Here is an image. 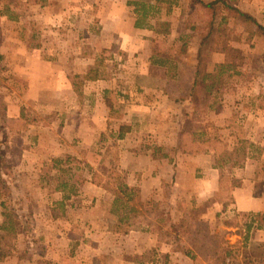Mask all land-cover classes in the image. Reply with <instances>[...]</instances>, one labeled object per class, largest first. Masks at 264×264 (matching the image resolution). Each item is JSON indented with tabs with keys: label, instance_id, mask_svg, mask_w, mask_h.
<instances>
[{
	"label": "rangeland",
	"instance_id": "obj_1",
	"mask_svg": "<svg viewBox=\"0 0 264 264\" xmlns=\"http://www.w3.org/2000/svg\"><path fill=\"white\" fill-rule=\"evenodd\" d=\"M136 1H150L153 7L150 11L151 17L148 18L152 28L143 29V34H145L143 38L148 42H152L146 52L154 54L153 59L155 62L153 61L152 64L156 68H153V71L150 72L154 77H157L154 80L161 79L166 70L160 67V64L157 65V61L168 59L179 65L182 62L193 65L196 62V51L204 41L202 49L207 50L215 45L218 50H229L228 56L237 63L240 70L243 71L245 66H250L252 70H255V74L257 73L256 80L258 84L263 85L264 79L261 75L264 72V42L261 43L262 45L256 42V38H262L263 36L257 35L260 32L258 24L245 19L238 13H251L257 21L262 23L264 19V0H219L221 2L212 8H208L206 5L216 0H201L204 1V4L193 0ZM223 1L232 5L233 9L235 8L238 12L232 11L222 3ZM127 2L128 0H0V107L6 106L5 103L7 102L9 104L15 103L22 107L24 113V96L27 97L28 94L29 101H33L34 97L41 96L36 92L37 95L27 93L29 86L24 85V64H26L24 63V52H41L43 57L49 61L56 59L55 57H58V55L68 57L71 54L72 57L76 58L77 62L75 64L72 61L61 62L69 72L71 71L69 80L75 93L71 95L60 94L61 99L54 98V102L49 98L50 95L46 94V96L44 95L45 101L42 102L46 103L47 108L60 107L63 121L67 118L69 112L79 116L83 115L85 112L84 106L88 104L95 105L98 99L96 96L97 89L95 90L93 87L86 88L84 75L78 76L80 72L89 67L88 63L78 60L79 58L83 59L84 55L92 60V66L89 67V72L87 71L88 73L91 72L92 76L97 74L103 78L113 79L114 87L117 89L127 86L128 83L131 85L135 75L134 71L136 68L138 69L141 62L139 54L131 51L130 40L134 39L135 30H142V28H136L129 23L131 19V22L135 21L136 15L134 14V7L129 6ZM100 4H106L108 13H112V16L124 17L126 25L124 26L121 20L120 32L116 34L117 38L112 30L102 33L98 21ZM213 12L215 13V22L213 29L210 30L211 13ZM128 24L130 25L128 26ZM127 39H129L128 43L125 41ZM70 40L71 42L76 41L78 44H68ZM114 40H122V42L111 46ZM102 41L104 45H108V48L102 46ZM234 43L237 47L234 46ZM122 44L124 47L121 46ZM73 69L77 71V77L74 76ZM176 73H179V71L176 70ZM31 75L36 76L34 72ZM246 82H248V79L243 80L242 77H236L228 84L227 79L224 78V85L221 86L223 93L214 96L215 100L218 102H220V98H222L221 101L228 100L230 97L228 95L224 97L226 93L224 89L244 88ZM158 83L160 84V82ZM112 93H115V91ZM239 95L242 96V94ZM176 97L181 98V95L176 94ZM214 97L209 95L207 99H203L212 103ZM40 101L41 99L37 106H39ZM190 103L188 107L191 110L184 126V134L188 133L190 139L193 138V141H196L197 134L206 132L209 134L210 139L221 142L218 144L219 147L222 146L220 152L228 153V148L233 143L229 137L230 132L227 130L221 131L223 127L212 124V116L207 111V114L206 112L205 114L202 113L204 107L197 101V97L191 99ZM71 107L75 108L71 109ZM90 112L88 110V113ZM200 113L203 114L202 117L210 125L199 123ZM43 114V111L35 109L34 114L29 113V119L42 117L45 120ZM131 116L132 113H130ZM46 120L49 119L46 118ZM81 121L78 118L74 122L80 130V138H74L70 143V147L76 152V156L45 159L41 165L34 166V169H27L31 161L26 159L24 164V158L17 157L19 153L13 155L9 153V150H11L10 152L13 149L20 150V144L17 141H14V148H11L12 145L9 144L6 145V148L0 143V153L5 155L0 157V200L4 199L6 202V205L0 206V215L3 214L4 217L3 231L9 233L20 232L24 237L21 242L24 243L26 249H29L26 252L31 253V257L34 255L35 261L40 260L41 257L43 258L46 253L45 239L41 235L49 228L54 227L55 230H58V233L59 230H63L68 234L72 233L75 237L68 247V254L71 257L74 255L83 256L82 252H85L88 253L87 258H91L96 253L94 251L102 249L110 253L112 262H116L115 257L120 256L122 249L130 250V245L125 244L124 242L127 241H122L120 238L117 240L114 238L110 241V238L108 239L105 234L107 227V231L115 234H129L131 231L128 233L113 232L110 227L119 225L125 228V224L131 222L142 228L145 225L144 221L132 222L130 220V217L134 214L133 210L137 209L141 213L149 214L146 210L150 206H145L142 203L135 206L138 198L136 192L129 196L123 192L120 195L119 188L124 183L125 178L128 177L123 169H118L117 161L113 156L114 152H106L108 147L116 149L108 143L110 136L117 135V132L126 134L127 130L131 128V120H129L128 115L124 122L122 121V124L111 120L108 122L105 132L101 133V130H98L95 135L97 138L88 150L83 148L85 145L83 144L84 139L89 137L88 127L85 130V126ZM170 128L166 127L167 131ZM141 130L146 131L144 126L141 127ZM170 131H172V128ZM2 132L3 128L0 126V136H8L5 132ZM204 136L199 137L198 140L203 146L206 145L203 140L207 139ZM220 137H222L223 142L219 141ZM15 140H18V138H15ZM190 145H192L191 142ZM68 159L69 161H66ZM90 179L95 184H98L96 181H100L101 184L98 185L101 188L92 187L90 190L82 191L86 183L90 182ZM64 182L68 183L69 190L74 187L77 194L80 190L81 196L85 197L87 195V197L91 196L93 199L88 198L87 202L83 199L76 207L67 208L58 201L54 190ZM225 188L227 189L226 186ZM76 195H72L70 198L76 197ZM158 204L156 208H150L151 216H153V219H157L156 222L153 221L154 229L158 231L160 236L169 234L164 239L170 240L173 249L179 252L186 248L196 249L191 241H196L193 238H197V236L202 238L206 231L209 235H219L215 232L217 224L202 221V213L205 210L203 207H198L196 203L187 204L181 199L175 198L170 187L163 190ZM79 205L89 206L93 210V216L91 218L88 217L89 214H85V216L84 213L79 211ZM38 214H40L39 218L40 216L43 217L42 221L36 218ZM53 215L56 216L55 219ZM199 221L204 226L202 229L198 227L200 226ZM9 242H12V238L9 239ZM0 243L2 248H8V245L1 239ZM197 243V248L202 249L198 238ZM236 250L234 257L241 260L242 264H259L261 262L249 251H245L243 244ZM226 251L227 247L225 245L221 250L218 261L216 263L210 261L208 264H225L227 259L232 258ZM106 252L104 254L99 253L100 256L94 258V263L98 261V264H106L108 260ZM181 257L175 254H169V256L159 255L152 251L150 255L142 256L136 261L144 264L148 262L154 264H185L184 260L180 262ZM187 257L190 264H200L197 260ZM183 258L186 257L183 255ZM234 261L232 264H234Z\"/></svg>",
	"mask_w": 264,
	"mask_h": 264
},
{
	"label": "crops",
	"instance_id": "obj_2",
	"mask_svg": "<svg viewBox=\"0 0 264 264\" xmlns=\"http://www.w3.org/2000/svg\"><path fill=\"white\" fill-rule=\"evenodd\" d=\"M106 6V4H100L98 15L100 29L102 33L112 30L116 37V34L120 32L121 20L124 26L126 21L123 16H112V13H108V6ZM248 14L251 15V13ZM131 20L129 23L135 27V21L131 22ZM259 24L264 27V19ZM135 32L134 39L130 40L131 51L139 54L141 63L138 65V69L136 68L134 71L135 75L132 76L131 85L128 83L127 86L117 89L114 87V80L111 78H103L98 75L96 79H89L87 76H90L91 72L88 73V69L92 66V60L84 55L83 59L79 58L78 60L88 63L89 67L80 72L78 76L84 75L86 88L97 89L96 96L98 99L95 105H85V112L81 116L69 112L66 121L61 118L62 109L60 107L47 108L46 103L42 102L45 101L46 94H49V98L54 102V98L61 99L60 94L71 95L75 93L69 80L71 71L69 72L61 62L72 61L75 64L76 58L72 57L71 54L68 57L58 55L55 57L56 59L49 61L43 57L41 52H24V63H26L24 64V85L29 86L27 93H37L41 96L34 97L33 101H29L28 94L27 97L24 96V115L26 116L25 119L28 120V126L22 131L11 130L8 127V125L16 127L22 120V107L15 103H5L3 117H0V126L3 128L2 133L5 132L8 136H0L1 145L6 147L9 144L12 145L11 148H14V141H17L20 144V152L17 157H23L24 164L26 159L31 161L27 169H34V166L41 165L45 159L76 156V152L70 147V143L74 138H80V130L74 123L78 118L82 120L81 123L85 126V130L88 127L89 137L83 141L85 144L83 148L88 150L96 140L95 135L98 130H101V133L105 132L107 124L111 120L122 124L128 115L129 120H131V128L127 130L126 134L117 132V135L110 136L108 143L116 149L108 147L106 152H114L113 156L117 161L118 169H123L128 177L125 178L124 184L130 189H134L138 195L136 205H134L138 206L139 203H142L145 206H150V208L156 207L159 205L158 202L163 190H165L164 184L169 183L175 198L191 205L196 203L198 207L205 209L202 213V221L217 224L215 232L226 241V252L232 259L234 258V264H242L241 260L234 257L236 249L240 248L242 244L245 251H249L256 259L261 260L260 263L264 262V81L263 85L258 84L257 73L255 74L254 69L245 66L243 71L240 70L237 63L228 56L229 50H218L216 47L207 65L209 67L207 72L215 73L218 65L229 63L233 69L224 76L228 84L236 77H242L243 80L248 79L244 88L224 89L226 91L224 97L228 95L230 98L224 101H221L222 98H220V102L216 101L215 97L218 94L222 95L223 88L215 87L212 92L213 97L215 96L214 100L212 103L208 101L209 104L206 109L212 116V124L223 127L221 131H229V137L233 143L231 147L229 146L228 153L218 152L207 143L209 140L216 139H210L209 134L205 132L197 134L196 141L191 138L192 145L185 146L182 144V134L189 118L188 113L191 110L188 107L191 104L190 99L183 100L176 95H170L164 89V83L167 81L166 70L161 76V81L158 79L154 82L155 87H149L144 83L145 78L150 80L153 77L150 72L156 68L152 64L154 54L146 52L152 42L143 38L145 35L143 29H136ZM125 41L128 43L129 39ZM121 42L122 40H114L111 46ZM256 42L262 45L264 36L256 38ZM71 43L73 45L78 44V42H71L70 40L68 44ZM102 46L108 48V45H104L103 41ZM121 46L124 47L123 44ZM234 46L237 47L235 43ZM200 47L196 51L195 64L198 62ZM157 65H159L158 62ZM160 67L166 69L164 66ZM32 72L35 73V77L31 75ZM73 73L77 77V71L73 69ZM261 77L264 79V72H262ZM138 79L140 80L138 81ZM113 91L117 92V98L116 101L110 102L108 96ZM206 95L204 98L207 99L209 95ZM40 99L39 106H37ZM198 107L200 108L199 105ZM35 109L44 112L43 118L45 120L42 117L29 119V113L34 114ZM87 109L91 112L88 113ZM203 109L202 113L205 114L206 111L203 112ZM130 113H132L131 117ZM202 113H200L199 123L210 125L208 121L204 120ZM22 121L26 123L25 120ZM232 125L240 128L241 133H238ZM142 126L146 131L141 130ZM166 127H171L172 131H170L171 128L167 131ZM203 136L207 138L203 140L206 144L204 146L198 141L199 137ZM221 139L222 137L219 141L223 140ZM240 140L250 142L247 149L244 150L246 151L244 160L241 157L244 151L239 146ZM10 151L9 153L13 155ZM233 152L234 157L230 158L229 154ZM1 156L5 155L0 153ZM225 184H227V189ZM92 187L101 188L90 179L82 191L90 190ZM54 190L58 201L67 208L76 207L83 199L86 202L89 200L88 198L93 199L91 196H81L80 190L76 197L65 199L64 192L58 190L57 187ZM1 205H6L4 199L0 200ZM150 208L146 210L149 214L141 213L137 209L133 210L134 214L130 220L132 222L141 220L145 223L139 230H132L129 234H115L107 231V227L105 234L108 239L110 238V241L114 238L116 240L120 238L122 241H127L124 242L125 244L130 245V250L121 248L120 256L115 257L116 262H112L110 253L102 249L94 251L96 253L91 258H87L88 253L85 252H82L83 256L74 255L71 257L68 254V247L75 237L72 233L68 234L63 230H59L58 233L54 227L49 228L41 235L45 239L46 253L43 258L35 261L34 255L31 257V253L26 252L29 249H26L24 243L21 242L24 237L20 232L3 231L4 217L1 214L0 227L3 228H0V237L12 234L13 247L5 259L0 261V264H98V261L94 263V258H97L99 253L104 254V252L108 256H106L108 259L106 264H144L143 262L138 263L136 259L150 255L152 251L159 255H180L182 256L180 262L184 260L185 264H190L186 254L173 249V245L167 239H160V234L153 225V221L156 222L157 219H153L151 216ZM78 209L84 215L89 214V218L93 216V210L87 205H79ZM39 215H37V219ZM53 218L55 219L56 216L53 215ZM42 219L43 217L40 216L39 221ZM1 248L2 244L0 243ZM183 255L186 257L185 259ZM198 263L208 264L204 261Z\"/></svg>",
	"mask_w": 264,
	"mask_h": 264
},
{
	"label": "trees",
	"instance_id": "obj_3",
	"mask_svg": "<svg viewBox=\"0 0 264 264\" xmlns=\"http://www.w3.org/2000/svg\"><path fill=\"white\" fill-rule=\"evenodd\" d=\"M164 0H156L155 2H163ZM196 1L198 3L204 4V1L201 0H193ZM221 2L219 0L213 1L211 3H208L206 6L208 8H212L215 5H218V3ZM224 5H227V7H229L232 11L238 12L236 11V9H233L232 5H229L228 3H226V1L222 2ZM127 4L129 6H133L134 7V14L136 15V19H135V27L136 28H142V29H149L152 28V25L149 23V19L151 17V13L150 11L152 10V5L151 2L146 1V2H140V1H136V0H128ZM212 14V20L210 21V27L209 29H213L214 26V18H215V13H211ZM240 16L244 17L245 19H248L249 21H254L256 24H258V29L260 32L257 33V35L259 36H264V27L262 25L259 24V22L250 14L248 13H244V12H240L238 13ZM256 20V21H255ZM208 37L210 36L207 35ZM204 41H202L201 44V49L198 53V62L196 64L193 65H188L185 62H182L180 65L177 64L175 61H169L168 59L164 60H160L157 61L158 64H160L159 66H164L166 67V71H167V81L164 83V89L167 90V92L170 95H176L179 94L181 95V98L183 100H185L186 98H189L190 100L197 97V101L200 102L204 109L203 112L206 111L207 107H208V102L206 100H204V96L206 94L208 95H212V92L214 91L215 87L221 88V86L224 85V76L233 69V67L231 66V64L229 63H224V64H220L217 66V70L215 71V73L212 72H207V65L211 60V56L214 52V49L216 50L215 45H213V47H211L210 49H202L203 45H204ZM176 70L179 71V73H176ZM89 79H96L98 78V75L96 74L95 76H87ZM157 79V77H151V81L147 80L145 78V84L149 87H155L154 82ZM140 79H138L139 81ZM147 80V81H146ZM161 81V79H160ZM165 81V80H164ZM163 85V84H162ZM108 101H116V92L115 93H111L108 96ZM3 107H0V117H3ZM22 120H25L26 123H23L22 120H20L19 123L22 122V124H19L16 127L10 126L8 125L9 129H18V130H25L28 126V120H26V116L24 115V113L22 114ZM232 127L234 129H236V131L238 133H241V129L238 128L236 125H232ZM211 148H215L216 151H221L222 146L219 147V143L218 140H209L207 142ZM250 142L248 141H239V146L240 148L244 151L245 149H247L248 145ZM182 144L187 146L190 145V135L188 133H183L182 134ZM221 145V144H220ZM20 151L17 150H12V153H19ZM260 152V151H259ZM229 157H234V152L229 154ZM242 159L244 160V158L246 157V151L242 152L241 155ZM66 161H69L66 160ZM98 184H101L100 181H96ZM171 184L169 183H165L164 187L165 189L168 187H170ZM225 186L227 187V184H225ZM58 190L64 192L65 194V199H70V197L72 195H76L77 194V190L72 187V189H68V183L64 182L62 183L60 186L57 187ZM68 190V191H67ZM120 190V194L125 193L126 195H131L132 193H134V189H130L127 185H125L124 183L120 186L119 188ZM70 192V193H67ZM132 198V197H131ZM156 208V207H155ZM148 212V211H146ZM204 222V221H203ZM200 226L199 229H202L204 226L202 224L201 221H199ZM141 229V227H139V225L137 226L135 223H131V222H127L125 224V228L123 226H112L110 227V230L113 232H124V233H128L132 230H139ZM169 235V234H166ZM161 235L160 239H164L165 236ZM13 240V235L12 234H8L7 236H3L0 237V239L5 242V244L8 245L7 249L1 248L0 249V261H3L5 259V257L7 256L8 252L11 251L12 246V242H9V239ZM197 238L198 241L200 242V246H202L201 248H197L198 243H197ZM194 237L193 239H196V241H191V243L196 246V249L194 248H186L183 249L182 252L184 254H186L187 256H189L190 258L197 260L198 262H210V261H214L216 263V261H218V257L221 253V250L223 248V246L226 245V241L224 240V238L222 236L219 235H209L208 232L206 231L204 236H202V238L200 236ZM200 239V240H199ZM168 242H170V240H167ZM214 241V243H213ZM214 244V245H213ZM252 264V263H249ZM260 264V263H259Z\"/></svg>",
	"mask_w": 264,
	"mask_h": 264
},
{
	"label": "built area",
	"instance_id": "obj_4",
	"mask_svg": "<svg viewBox=\"0 0 264 264\" xmlns=\"http://www.w3.org/2000/svg\"><path fill=\"white\" fill-rule=\"evenodd\" d=\"M233 261H234V258L233 259L232 258L231 259L229 258V259L226 260V263L225 264H232ZM260 264H264V262L263 263H260Z\"/></svg>",
	"mask_w": 264,
	"mask_h": 264
}]
</instances>
